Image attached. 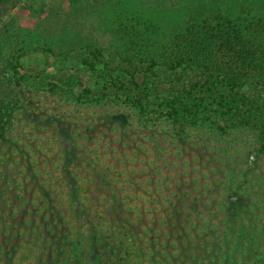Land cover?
<instances>
[{"label":"trees","instance_id":"1","mask_svg":"<svg viewBox=\"0 0 264 264\" xmlns=\"http://www.w3.org/2000/svg\"><path fill=\"white\" fill-rule=\"evenodd\" d=\"M4 2L0 0V141L14 137L30 141L25 109L28 104L35 108L31 96L36 92L57 97L70 107L71 116L83 104H124L141 119L150 117L144 123L157 127L160 122L163 136L172 131L189 134L197 128L216 137L244 135L264 154V0H241L237 8L225 7L220 0H162L160 9L132 7L128 2L129 7L115 8L110 23L118 43L108 58L101 47H89L91 55L84 58L93 72L99 70L98 64L104 65L99 75L103 83L98 90L84 88L79 93L53 81L47 85L41 73H21V58L32 50L31 44L17 17L2 10ZM170 70L175 78L164 74ZM162 84L168 87L161 89ZM39 143L35 137L29 145ZM159 144L162 151L156 149L153 155L160 158L153 159L169 167L177 159L166 158L167 149L178 146L170 136ZM27 157L24 166L12 154L5 157L0 152V255H8L9 237L15 254L21 253V260L12 258L20 262L107 264L102 259L66 258L56 247L57 233H66L79 214L89 239H102V255L111 259L116 255L114 264H121L125 248L128 257L145 260L154 255L156 261L164 253L173 264H264V187L251 179L252 169L256 173L252 166L230 179L251 195L243 210L233 215L227 200L218 196L221 189L213 197L196 186L182 183L178 190L169 185L166 175L171 169L165 175L151 173L155 186L150 190L140 187L129 171L110 170L111 178L118 177L120 197L97 159L86 164L79 157L73 159L70 150L36 156L29 152ZM112 157L117 159L115 153ZM138 163L141 170L144 164ZM106 182L108 193L101 186ZM104 232L114 238L111 251L103 242ZM252 248L261 254L250 263L245 256Z\"/></svg>","mask_w":264,"mask_h":264},{"label":"rangeland","instance_id":"2","mask_svg":"<svg viewBox=\"0 0 264 264\" xmlns=\"http://www.w3.org/2000/svg\"><path fill=\"white\" fill-rule=\"evenodd\" d=\"M161 1L128 0L132 7L146 4L159 9L161 6L158 3ZM208 1L210 0H204L206 3H209ZM224 1L220 0V3L224 4ZM239 1L241 0H227L223 6L237 8L240 5ZM128 2L125 0H5L2 10L17 17L18 23L26 31L24 37L31 44L28 49L32 50H28V54L21 58L23 64L20 67L21 73L28 72L34 76L41 73L46 78V84L53 81L76 93L84 88L98 90L103 83L99 75L104 72L105 67L103 64H98L99 70L91 71L84 62V58L91 55L87 49L101 47L104 57H109L112 46L118 43L111 30V13L115 8L129 7ZM261 8L264 9L263 6ZM7 17L8 14L4 16L5 19ZM32 39L35 42H32ZM164 74L171 75L172 78L176 76L171 70L164 71ZM18 87L26 89L22 85ZM166 87H168L167 84L161 85V89ZM47 95L35 92L31 96L32 100L34 99L35 108L32 104H28L30 108L25 109L24 120H28L24 128L26 135L31 137L29 142L20 141L21 138L18 140L16 137L9 138L8 142L0 141V152L5 157L12 154L20 159L24 166L29 163L27 157L29 152L36 156L40 152H51L53 155L70 150L73 159L77 160L76 157H79L84 159L86 164L90 162H88L90 159L91 161L97 159L95 163H100V169L107 172L108 181L113 180L115 184L113 189L115 187L118 189L117 194L120 197L122 196L118 188L120 183L116 182L118 177L111 178L110 170H119L123 173L129 171L128 173L137 178L140 187L150 190L151 186H155L151 173L165 175V171L171 169L173 173L169 170V174L166 175L170 177L169 185L181 190L180 185L185 183L190 187L196 186L199 190L205 189L213 197H217L215 193L221 189L223 192L218 196L221 195L225 201L227 200L226 208L233 215L243 210L251 195L244 190H238L230 180L232 176L240 177L245 170H248V167L252 166L256 169V173L252 169L249 173L251 179L257 185L264 187V154L255 148L251 137L244 135L216 137L206 132L208 130L200 131L197 130L198 128L190 130L192 132L189 134L181 135L172 131L173 135L169 136L173 138V143L178 148L167 149L166 158L172 157L177 160L170 161L169 167L161 166L159 161L155 162L153 159L156 156L155 150L162 151L163 147L159 146V143L169 136H163L164 126L160 122L157 127H154L152 123H144L150 117L144 116L141 119L124 104L117 103L103 104L101 107H87L83 104L79 106L77 116H71L70 107L65 106L61 100L51 96L50 93ZM157 115L154 114L153 117ZM154 129L157 131L155 132ZM35 137L38 142H45L44 146L39 143L37 147H31L29 143H33ZM23 145L26 146V150L23 149ZM110 152L115 153L117 159H113V153ZM122 155L126 157L125 161L121 160ZM138 162L144 164L141 170H138ZM91 165H94L93 162ZM108 184L109 182L101 184L105 193H108ZM156 185L163 189L160 184L156 183ZM263 211L264 208H262ZM121 215L117 218V225L123 218V214ZM258 215L262 217L261 214ZM77 216L75 223H70L71 228L66 233L63 231L57 233L59 241L55 244L58 243L56 247L59 251H64L62 256L90 258V261L102 259L103 262L107 261V264H114L116 255L113 253L116 248L114 252L112 251L114 259L109 258V254L102 255L99 246L102 239L91 241L87 235L90 233L89 230L80 221L79 214ZM57 219L61 222V219ZM105 232L109 235L110 230ZM105 232L103 242L106 241V249L111 251L114 238L106 237ZM6 239L12 247L8 250V255L5 253L0 255L1 263L6 260L4 264H32V262L26 263L13 259L12 257L17 256L21 260V253L18 252L16 255L13 250L16 247L14 240L10 241L9 237ZM50 239L52 240V237ZM123 241L124 239L121 240ZM124 250L120 253L123 255L121 264H173V260H168L164 253H161L162 256L159 257L161 259L153 261L154 255L149 259L141 260L128 257L127 248ZM260 254L259 248H252L245 259L251 263ZM55 255L57 256V253ZM51 263L50 259H46L40 264Z\"/></svg>","mask_w":264,"mask_h":264}]
</instances>
